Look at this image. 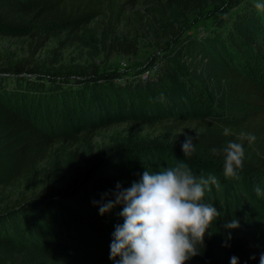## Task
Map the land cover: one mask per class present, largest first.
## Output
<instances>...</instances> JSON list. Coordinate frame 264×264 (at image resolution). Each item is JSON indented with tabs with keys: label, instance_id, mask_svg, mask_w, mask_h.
<instances>
[{
	"label": "trees",
	"instance_id": "obj_1",
	"mask_svg": "<svg viewBox=\"0 0 264 264\" xmlns=\"http://www.w3.org/2000/svg\"><path fill=\"white\" fill-rule=\"evenodd\" d=\"M140 1L0 0V37H28L35 53L43 41L59 36V48H65L82 41L81 31L102 17L101 48L108 53L135 54L134 43L112 38L116 28L126 23V7ZM143 1L154 9L174 5L187 10L199 0ZM233 29L187 39L162 59L152 76L122 87L106 86L100 77L76 78L67 85L68 78L39 75L28 64H0V194L22 179L32 183L37 167L50 158L53 147L73 139L74 121L86 120L94 127L98 121L130 113L141 118V123L157 121L161 126L159 135L150 141L108 149L83 168L70 170L62 189L51 186L0 210V264H113L110 247L101 240L108 238L107 223L115 227L121 219L119 225L123 224L122 205L103 216L99 206L114 200L117 184L123 190L135 181L130 175L136 165L124 162L127 152L136 156L135 162L144 171L157 173L183 162L197 178H207L223 173V155L212 149H222L229 141L242 143L243 168L236 178L254 201L264 204V79L251 70L252 58L264 69V13L243 12ZM53 54L58 63L57 51ZM198 88L221 101L219 106L240 104L241 113L231 118L198 114L193 100ZM225 128L231 135H224ZM241 132L252 134L254 141H241ZM186 137L194 143L190 156L181 150ZM256 186L261 189L259 196L253 194ZM212 204L220 217L206 233L200 254L191 260L210 262L219 255L223 264H230L232 256L238 257V264H259L246 235L239 228L223 227L233 217L220 204Z\"/></svg>",
	"mask_w": 264,
	"mask_h": 264
},
{
	"label": "rangeland",
	"instance_id": "obj_2",
	"mask_svg": "<svg viewBox=\"0 0 264 264\" xmlns=\"http://www.w3.org/2000/svg\"><path fill=\"white\" fill-rule=\"evenodd\" d=\"M258 2L264 3V0H199L198 5L192 3L190 9L180 10L174 5L154 9L142 0L126 7V23L116 28L112 38L117 42L128 40L134 43L135 54L108 53L101 48L99 42L103 18L99 17L81 31L82 41L65 48H59V36L43 41L44 45L35 53H32V40L28 37H0V64H28V69H35L39 75L68 78L70 81L67 85L73 84L76 78L100 77L106 86L122 87L152 76L161 66L162 59L168 53L176 51L188 41L187 39H202L216 31L231 33L237 16L249 9L264 13L254 7ZM53 51H57L60 57L58 63H54L57 57ZM252 61L253 75L263 80L264 69L259 67L256 59L254 61L252 58ZM146 70H151L149 75L145 73ZM197 90L193 100L198 114L231 118L241 113L240 104L224 102L219 106L218 102L221 101L213 100L208 92L205 93L206 89ZM127 114L128 116L119 119L110 117L100 122L94 121V127L89 121L77 120V117L73 116V119L77 120L74 121L70 132L73 139L60 141L53 147L48 156L50 158L37 167V176L32 183L22 179L15 187L3 191L0 194V210L30 199L51 186L62 189L70 170L83 168L87 161L96 156H103L108 149L132 141H150L159 135L161 126L157 121L147 125L141 123L144 122L140 121L141 118ZM164 123L169 124L167 121ZM125 156L126 164L133 162L136 165V170L130 176L138 181L144 169L135 162V155L127 152ZM214 177L218 186H210L211 190L206 191L204 202L220 204L221 209L227 210L233 219L239 221V229L253 245L259 259V254L264 252V204L254 201L250 191L245 190L241 179L225 178L224 173ZM120 220L116 223L119 224ZM113 225H105L108 238L101 240L109 247L115 231ZM220 260V256L216 255L210 262L190 259L186 264H223Z\"/></svg>",
	"mask_w": 264,
	"mask_h": 264
},
{
	"label": "clouds",
	"instance_id": "obj_3",
	"mask_svg": "<svg viewBox=\"0 0 264 264\" xmlns=\"http://www.w3.org/2000/svg\"><path fill=\"white\" fill-rule=\"evenodd\" d=\"M254 7L264 11V3H255ZM224 135H231L230 130L225 128ZM239 139L252 142L255 137L241 132ZM181 150L184 156L194 152L191 137H186ZM212 152L222 153L225 178H236L243 168V144L229 141ZM211 185L218 186L214 176L197 178L183 162L158 173L146 169L127 189L121 190L117 184L112 193L114 200L99 206V214L103 216L116 205H122L119 215L123 224L115 226L109 260L113 264H186L199 255L206 233L220 217L213 204L204 202ZM254 191L261 195L259 186ZM239 226L236 219L223 225L225 229ZM230 264H238V257L232 256ZM259 264H264V252L259 254Z\"/></svg>",
	"mask_w": 264,
	"mask_h": 264
},
{
	"label": "built area",
	"instance_id": "obj_4",
	"mask_svg": "<svg viewBox=\"0 0 264 264\" xmlns=\"http://www.w3.org/2000/svg\"><path fill=\"white\" fill-rule=\"evenodd\" d=\"M151 70H147L145 73L148 75L150 74Z\"/></svg>",
	"mask_w": 264,
	"mask_h": 264
}]
</instances>
